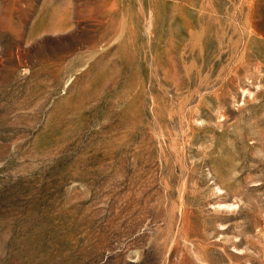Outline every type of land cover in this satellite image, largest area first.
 Listing matches in <instances>:
<instances>
[{"label":"rangeland","instance_id":"374dc122","mask_svg":"<svg viewBox=\"0 0 264 264\" xmlns=\"http://www.w3.org/2000/svg\"><path fill=\"white\" fill-rule=\"evenodd\" d=\"M0 264H264V0H0Z\"/></svg>","mask_w":264,"mask_h":264}]
</instances>
